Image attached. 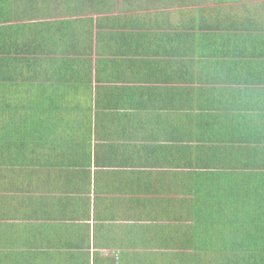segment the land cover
<instances>
[{
    "label": "crops",
    "instance_id": "crops-1",
    "mask_svg": "<svg viewBox=\"0 0 264 264\" xmlns=\"http://www.w3.org/2000/svg\"><path fill=\"white\" fill-rule=\"evenodd\" d=\"M204 1L241 10L221 18L230 31L264 25V0ZM18 2L58 25L49 56L65 58L55 68L67 78L54 84L75 91L51 112L46 147L32 141L1 163L0 264H245L219 238L233 218L220 201L264 172V53L224 50L186 70L154 19L184 0Z\"/></svg>",
    "mask_w": 264,
    "mask_h": 264
},
{
    "label": "trees",
    "instance_id": "trees-1",
    "mask_svg": "<svg viewBox=\"0 0 264 264\" xmlns=\"http://www.w3.org/2000/svg\"><path fill=\"white\" fill-rule=\"evenodd\" d=\"M184 1L187 7L157 11L154 19H157L156 29L165 28L156 40L172 51L171 54L181 58L175 62L186 66V70L194 69L195 63L206 64V58L210 59L216 52L224 50L241 59L260 58L264 53L263 23L232 24L228 25L231 26L230 31L221 18L224 15L241 17V10L226 13L215 6H206L204 0ZM102 11L105 14L106 9ZM252 11L243 12L245 16H257ZM32 13L29 7H21L18 0H0V181L4 174L1 163L13 152L28 147L32 141L46 147L44 143L52 139L48 130L55 127V121L50 118L51 112L60 110L64 106L62 99L75 91L54 84L67 78L65 68L61 72L55 68H60L65 58L49 56L50 45L54 42L50 36H57L55 41L61 40L56 34L61 32L56 30L58 25L36 23ZM106 19L109 21L108 17ZM46 30H49L47 35ZM51 30L54 33H50ZM257 32L263 34L258 33L257 38ZM92 34V28L82 31V35L89 38ZM101 35L100 32L98 38ZM41 36H48L49 39L41 41ZM19 65L23 68L21 73L17 71ZM56 77H60L57 78L59 80ZM92 121L88 119L82 124L91 128ZM75 122L78 123V119ZM188 162H192L189 165L191 168L194 167L191 158ZM207 166L204 164V167ZM247 174L249 179L244 185H233L232 190L238 191L239 195L229 202L220 201L232 206L229 209L233 211V218L222 225L219 238L231 242L230 258L243 253L249 257L245 264H264V172ZM222 219L220 217L219 221L222 222ZM223 259L230 261L227 256Z\"/></svg>",
    "mask_w": 264,
    "mask_h": 264
}]
</instances>
